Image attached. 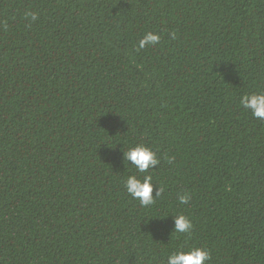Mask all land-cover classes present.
<instances>
[{"label": "trees", "instance_id": "trees-1", "mask_svg": "<svg viewBox=\"0 0 264 264\" xmlns=\"http://www.w3.org/2000/svg\"><path fill=\"white\" fill-rule=\"evenodd\" d=\"M258 90L264 0H0V264H264ZM136 143L160 158L152 207L124 189Z\"/></svg>", "mask_w": 264, "mask_h": 264}, {"label": "clouds", "instance_id": "clouds-1", "mask_svg": "<svg viewBox=\"0 0 264 264\" xmlns=\"http://www.w3.org/2000/svg\"><path fill=\"white\" fill-rule=\"evenodd\" d=\"M26 18L32 21L38 19V13L27 11ZM171 38L175 39L176 34L172 33ZM161 36L159 33L147 32L138 43V48L143 49L149 45L159 43ZM240 106L251 113L257 120L264 121V91L244 92L239 98ZM173 158H168L171 163ZM123 161L135 168V173L127 175L123 180L124 189L129 196L137 200L142 207H152L156 204L157 198L163 194V187L153 183V175L150 170L155 169L160 158L156 152L144 143H136L130 146L127 151H123ZM138 174H143L138 175ZM155 188V194H153ZM192 198L190 192H183L177 195L180 204L187 205ZM174 226L172 232L188 236L193 229L192 220L184 215L172 216ZM211 259V252L203 246L178 247L171 251L167 256V264H207Z\"/></svg>", "mask_w": 264, "mask_h": 264}]
</instances>
